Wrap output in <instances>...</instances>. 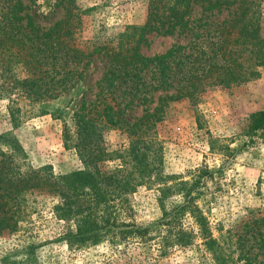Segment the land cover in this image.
I'll return each mask as SVG.
<instances>
[{"label":"trees","instance_id":"16d2710c","mask_svg":"<svg viewBox=\"0 0 264 264\" xmlns=\"http://www.w3.org/2000/svg\"><path fill=\"white\" fill-rule=\"evenodd\" d=\"M258 2L148 0L141 25L124 27L115 44H98L84 54L72 36V29L80 26L87 10L77 0H57L64 15L48 26L40 25L29 12L33 0H0V79L19 85L29 98H56L78 71L80 57L102 52L110 61L97 81L95 100L84 101L74 112V147L82 168L56 175L48 165L33 167L13 133H0V141L9 147L0 150V236L19 232L34 211L35 198L44 195L57 200L51 209L53 217L63 224L55 239L68 249L103 243L119 250L146 245L149 257L137 262L156 264L176 250L201 245L217 264H229L235 242L222 225L216 227L215 235L209 219L215 195L208 182L218 184L224 177L223 169L202 164L188 179L171 181L162 169L157 125L172 101H194L205 87L239 85L259 75L258 67L264 66V37ZM196 9L209 14L233 11L220 24L217 40L212 39L217 24L202 21ZM151 32L188 37L186 45L191 48L193 43L196 56L185 55L181 44H173L160 54L143 55L140 45ZM12 67L21 68L24 76L12 74ZM199 71H204L203 81ZM132 106H141V115L135 119L130 112ZM7 111L12 126H18L15 111L10 106ZM106 129L125 131L128 145L107 150L102 143ZM262 129L264 108L249 113L244 133L247 140L241 146L252 142ZM63 141L68 147L70 133L66 126ZM233 151L227 148V156ZM111 160L118 163L105 168L104 162ZM140 185L154 189L157 218L137 219L132 195ZM251 225V235L264 247V215L254 217ZM34 249L28 244L22 256H4L1 262L37 264L32 257Z\"/></svg>","mask_w":264,"mask_h":264},{"label":"rangeland","instance_id":"374dc122","mask_svg":"<svg viewBox=\"0 0 264 264\" xmlns=\"http://www.w3.org/2000/svg\"><path fill=\"white\" fill-rule=\"evenodd\" d=\"M77 3L87 10L80 26L72 29V36L76 46L86 54L98 44H115L124 27L141 25L146 18L148 0H77ZM56 4L57 0H33L29 12L40 25L48 26L64 15V10ZM258 10L264 37V0H259ZM195 12L202 21L217 24L213 40L218 39L223 20L233 14L231 9L213 14L201 9ZM187 38L151 32L140 45V51L145 56H152L163 53L173 44H181L185 46L182 52L194 58L193 43L191 48L187 46ZM80 58L81 62L76 64L78 71L56 98L33 100L19 85L3 83L0 79V133L11 131L21 143L30 165H48L56 175L82 168L74 147L77 142L74 112L84 101L95 100L97 81L110 64L108 55L102 52ZM14 67L12 74L24 76L21 68ZM258 70L257 77L239 85L205 87L194 101L183 98L170 102L164 119L157 125L163 153L162 169L171 181L188 179L191 171L202 164L223 169L224 177L218 182L220 187L214 181L208 182L215 195L209 219L215 235L218 226L222 225V230H229L235 242L230 248L232 260L229 264H264V247L251 235L252 219L264 215V129L253 137L252 142L241 146L247 140L244 133L249 113L264 108V66ZM202 74L204 71H199V75ZM200 78L203 81L204 77ZM9 106L19 117L16 127L12 126L7 111ZM130 112L134 119L139 117L141 106H132ZM64 126L70 133L68 147L63 141ZM128 142L127 133L122 129L102 132V143L109 151L123 148ZM227 148H234L229 156ZM8 149V144L0 141V150ZM116 163L117 160L106 161L103 166L109 169ZM153 190L140 185L132 195L140 221L159 216ZM56 202L44 195L37 196L32 204L34 211L22 229L0 236V264L4 256H22L28 244L35 247L32 257L37 264H145L136 259L149 257L150 250L146 245L119 250L103 243L86 249H68L64 242L55 239L63 224L53 217L51 208ZM129 256L136 258L128 259ZM156 264L217 263L203 246L193 245L174 251Z\"/></svg>","mask_w":264,"mask_h":264}]
</instances>
